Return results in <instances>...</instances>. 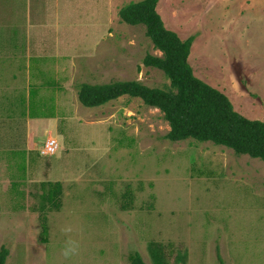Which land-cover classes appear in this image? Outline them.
<instances>
[{"label":"rangeland","instance_id":"rangeland-1","mask_svg":"<svg viewBox=\"0 0 264 264\" xmlns=\"http://www.w3.org/2000/svg\"><path fill=\"white\" fill-rule=\"evenodd\" d=\"M138 1L0 0L6 264H130L136 251L147 264H218L217 254L226 264H264L263 160L169 140L163 113L140 98L79 101L82 83L170 89L162 70L144 64L147 54L162 56L146 27L119 15ZM256 1L159 0L157 11L182 39L195 36V75L264 121V2Z\"/></svg>","mask_w":264,"mask_h":264},{"label":"trees","instance_id":"trees-1","mask_svg":"<svg viewBox=\"0 0 264 264\" xmlns=\"http://www.w3.org/2000/svg\"><path fill=\"white\" fill-rule=\"evenodd\" d=\"M158 3L159 0L131 2L120 9L119 15L125 23L146 27V35L162 56L147 54L144 64L162 70L170 81V89L151 87L136 80L82 83L79 101L92 108L125 95L140 98L163 113L170 126L166 135L169 140L210 141L264 161V121L237 112L223 92L195 75L189 62L195 36L182 39L167 28L157 11ZM9 255V248L0 246V264H6ZM155 258L159 262L157 254ZM217 260L218 264H226L220 254ZM129 263L147 264L137 251L129 256Z\"/></svg>","mask_w":264,"mask_h":264},{"label":"built area","instance_id":"built-area-1","mask_svg":"<svg viewBox=\"0 0 264 264\" xmlns=\"http://www.w3.org/2000/svg\"><path fill=\"white\" fill-rule=\"evenodd\" d=\"M56 148H57V143L55 140H51L48 143H46V151L48 153L54 152Z\"/></svg>","mask_w":264,"mask_h":264},{"label":"clouds","instance_id":"clouds-1","mask_svg":"<svg viewBox=\"0 0 264 264\" xmlns=\"http://www.w3.org/2000/svg\"><path fill=\"white\" fill-rule=\"evenodd\" d=\"M72 251H74V248L69 246V248L65 251V255H69Z\"/></svg>","mask_w":264,"mask_h":264},{"label":"crops","instance_id":"crops-1","mask_svg":"<svg viewBox=\"0 0 264 264\" xmlns=\"http://www.w3.org/2000/svg\"><path fill=\"white\" fill-rule=\"evenodd\" d=\"M225 2H229V0H224ZM231 1V0H230ZM259 0H257L256 2H258ZM264 2V0H262ZM239 7V6H238ZM241 8H245L244 5H242V7H239V9H237V12L241 10Z\"/></svg>","mask_w":264,"mask_h":264}]
</instances>
